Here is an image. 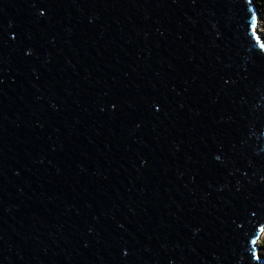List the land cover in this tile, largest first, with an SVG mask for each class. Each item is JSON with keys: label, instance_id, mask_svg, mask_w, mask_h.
Returning <instances> with one entry per match:
<instances>
[{"label": "water", "instance_id": "1", "mask_svg": "<svg viewBox=\"0 0 264 264\" xmlns=\"http://www.w3.org/2000/svg\"><path fill=\"white\" fill-rule=\"evenodd\" d=\"M259 19L0 0V264H264Z\"/></svg>", "mask_w": 264, "mask_h": 264}, {"label": "rangeland", "instance_id": "2", "mask_svg": "<svg viewBox=\"0 0 264 264\" xmlns=\"http://www.w3.org/2000/svg\"><path fill=\"white\" fill-rule=\"evenodd\" d=\"M254 2L257 4V7L259 8L258 10H259V12H260V24L261 25H259L258 26V29H262L263 31V35L261 34V36H263V39H264V0H254ZM264 235V234H263ZM261 246H263L262 247V249H263V252H264V239H263V241H262V244H261Z\"/></svg>", "mask_w": 264, "mask_h": 264}, {"label": "bare ground", "instance_id": "3", "mask_svg": "<svg viewBox=\"0 0 264 264\" xmlns=\"http://www.w3.org/2000/svg\"><path fill=\"white\" fill-rule=\"evenodd\" d=\"M254 1V0H253ZM259 9V8H258ZM261 16V15H260ZM261 22H260V19H259V24H258V26L259 25H261L260 24ZM260 27V26H259ZM258 31H259V35L261 36V34L263 35V30L262 29H258ZM263 37V36H262ZM263 234H264V231H263V233H262V236L259 238V240H261L262 238H263ZM261 244H262V242H260V246H261ZM261 255H264V252H263V249L261 248V250H260V252H259Z\"/></svg>", "mask_w": 264, "mask_h": 264}, {"label": "snow or ice", "instance_id": "4", "mask_svg": "<svg viewBox=\"0 0 264 264\" xmlns=\"http://www.w3.org/2000/svg\"><path fill=\"white\" fill-rule=\"evenodd\" d=\"M260 47H261V49H264V43H262V44L260 45ZM217 159H219V157H217Z\"/></svg>", "mask_w": 264, "mask_h": 264}, {"label": "built area", "instance_id": "5", "mask_svg": "<svg viewBox=\"0 0 264 264\" xmlns=\"http://www.w3.org/2000/svg\"><path fill=\"white\" fill-rule=\"evenodd\" d=\"M261 236H262V235H261ZM263 239H264V235H263V238H262L261 240H258L259 244H260V242L263 241ZM262 247H263V246H262Z\"/></svg>", "mask_w": 264, "mask_h": 264}]
</instances>
